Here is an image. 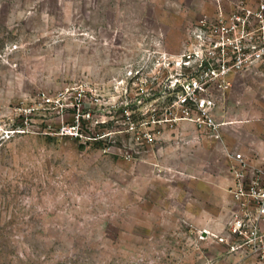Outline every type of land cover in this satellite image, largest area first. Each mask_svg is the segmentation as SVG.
I'll return each mask as SVG.
<instances>
[{
	"label": "rangeland",
	"instance_id": "374dc122",
	"mask_svg": "<svg viewBox=\"0 0 264 264\" xmlns=\"http://www.w3.org/2000/svg\"><path fill=\"white\" fill-rule=\"evenodd\" d=\"M261 1L0 0V264H264Z\"/></svg>",
	"mask_w": 264,
	"mask_h": 264
},
{
	"label": "built area",
	"instance_id": "2783aa9c",
	"mask_svg": "<svg viewBox=\"0 0 264 264\" xmlns=\"http://www.w3.org/2000/svg\"><path fill=\"white\" fill-rule=\"evenodd\" d=\"M254 15L264 21V1L259 2ZM254 54L264 59V45ZM192 85L199 87L195 80ZM229 173V193L235 207L230 209L228 231L244 238L246 246L264 249V166L255 164L242 152H233Z\"/></svg>",
	"mask_w": 264,
	"mask_h": 264
},
{
	"label": "bare ground",
	"instance_id": "6f19581e",
	"mask_svg": "<svg viewBox=\"0 0 264 264\" xmlns=\"http://www.w3.org/2000/svg\"><path fill=\"white\" fill-rule=\"evenodd\" d=\"M203 232H204V233H205V232H208V233H210V232H209L207 229H206V230H204ZM206 236H207V235H206ZM203 239H204V238H203Z\"/></svg>",
	"mask_w": 264,
	"mask_h": 264
}]
</instances>
